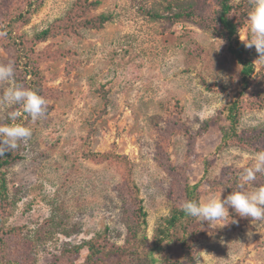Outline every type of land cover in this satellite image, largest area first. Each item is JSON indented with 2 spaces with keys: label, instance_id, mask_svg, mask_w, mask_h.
I'll return each instance as SVG.
<instances>
[{
  "label": "rangeland",
  "instance_id": "rangeland-1",
  "mask_svg": "<svg viewBox=\"0 0 264 264\" xmlns=\"http://www.w3.org/2000/svg\"><path fill=\"white\" fill-rule=\"evenodd\" d=\"M94 1L0 0V123L17 112V60L3 45L20 14L28 22L11 38L23 41L30 58L21 67L39 69L46 99L6 138L20 160L7 175L5 227L21 228L22 241L8 254L30 248L38 264H51L98 236L124 248L139 200L151 244L187 185L198 184L196 264H264V56L252 60L243 89L242 66L215 23L217 0ZM196 3L203 27L166 19ZM231 4L239 40L264 42V0ZM101 15L112 20L95 29ZM234 102L236 124L227 112ZM88 151L127 160L92 162Z\"/></svg>",
  "mask_w": 264,
  "mask_h": 264
},
{
  "label": "trees",
  "instance_id": "trees-1",
  "mask_svg": "<svg viewBox=\"0 0 264 264\" xmlns=\"http://www.w3.org/2000/svg\"><path fill=\"white\" fill-rule=\"evenodd\" d=\"M217 1H219L221 7L215 23L220 28V35L228 42L229 53L242 66L241 82L243 89H247L251 85V78L255 68L252 60L264 56V42L256 47L247 48L238 38L241 24L235 22L230 17L234 8L231 0ZM100 4V1L96 0L92 3V6L97 8ZM199 8L198 3H196L194 6L181 9L180 12L166 19L172 21V24L175 25L183 26L187 22H190L203 27L204 25L201 23V17L199 16ZM155 17L160 18L159 15ZM22 18L28 22L23 14L8 20L6 28L11 29V31H7V33L10 32L8 40L11 43L6 42L3 45L7 51L14 50L12 52L15 55V60H17L15 61L16 67L12 75L17 82L18 105L15 108L17 112L13 113V117L0 123V264H38V258L32 254V249L28 252L30 248H27L25 253L23 251L19 254L14 251L13 254H8L10 251L8 249L9 245L22 244L21 239H18L21 235V228L5 227V217L11 214V208L13 207L9 196L7 175L9 168L20 160L19 155L13 152L15 150H9V143L7 144L6 138L15 135L22 128L24 118L29 119V117L36 113L38 108H41L44 100H46L45 97H41L42 83H39L37 79L40 75L39 69H35L34 66L29 68L23 65L21 67V60L25 59L24 56L30 58V54H27L23 49V41L18 40L19 38L15 40L11 38L12 28L21 25ZM96 20L97 22L93 27L95 29H102L105 24L111 22L112 17L101 15ZM52 29L53 26L40 33L37 38L40 41L47 39L51 35ZM237 108L236 102L231 103L229 108L227 107L228 120L231 123L236 124L239 120ZM222 131H224L222 141L228 142L227 140L230 137H227V130L222 129ZM233 137L238 139L234 134ZM15 145L17 150L19 144L16 143ZM87 158L92 162L112 159L119 163L120 167L127 160L125 157L112 154H94L91 151H88ZM184 193V200L172 209L170 217L164 219L163 225L157 228L156 235L151 244L147 236L148 215L144 210L143 203L139 200L134 205L136 207L134 215L137 218V224L130 229L131 236L128 246L112 249L106 245L101 236H98L96 239L85 242L82 246L68 249L65 247L51 264H196V257H194L193 253L196 249L190 242L192 236L195 237L197 235V231L191 232L190 227L199 211L198 184L193 186L188 184L186 189H184ZM135 196L137 198L138 192H135L133 197ZM84 249H87L88 255L84 261H81L80 256Z\"/></svg>",
  "mask_w": 264,
  "mask_h": 264
}]
</instances>
